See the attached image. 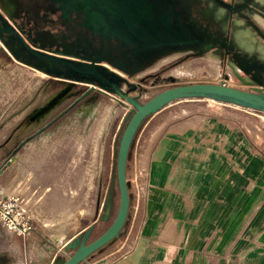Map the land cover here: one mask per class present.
<instances>
[{
    "label": "rangeland",
    "instance_id": "obj_1",
    "mask_svg": "<svg viewBox=\"0 0 264 264\" xmlns=\"http://www.w3.org/2000/svg\"><path fill=\"white\" fill-rule=\"evenodd\" d=\"M198 1L205 3L197 6L201 14L211 7L215 16L220 11L207 0ZM0 2L4 5L3 0ZM0 11L9 17L4 6H0ZM242 12L252 19L260 32L244 19L241 21L237 14L222 18V25L229 29L232 39L235 37L244 54L264 62V0L251 1ZM217 16L220 20L221 17ZM190 52L186 49L170 52L135 75L116 70L130 81L143 83L142 102L176 84L226 83L250 91L260 88L230 57L224 55L218 45L206 44L199 53ZM103 64L108 65L106 62ZM164 68L167 69L162 71ZM142 77H145L144 81H141ZM170 77H175V82ZM66 87L69 91L61 95L51 111L36 121L27 122L35 109L56 99V95ZM88 88L87 83L70 84L67 79L29 65L0 40V162L22 139L46 125ZM117 98L119 96L96 90L24 145L15 161L8 162L0 174V250L11 255L12 264L28 261L53 264L58 256L68 258L73 250H66L65 245L78 230L94 223L91 241L113 221L120 202L117 150L132 107L121 104ZM185 104L193 106L194 110L227 114L228 117L241 115L244 124H257L260 136L264 135L263 111L213 99L183 101L166 111ZM128 170L130 193H133L136 177L133 157ZM145 173L143 170L142 175ZM111 189L114 190L112 200L105 208L104 202ZM16 197H20L17 209L21 215L17 216L18 220L21 225L33 228L29 235L11 232L8 219L3 216L15 203ZM121 235L105 247L113 246ZM24 243L28 245L27 249H24Z\"/></svg>",
    "mask_w": 264,
    "mask_h": 264
},
{
    "label": "crops",
    "instance_id": "obj_2",
    "mask_svg": "<svg viewBox=\"0 0 264 264\" xmlns=\"http://www.w3.org/2000/svg\"><path fill=\"white\" fill-rule=\"evenodd\" d=\"M190 100L143 122L121 238L80 264H264V135L238 114L166 111ZM125 240L134 246L122 254Z\"/></svg>",
    "mask_w": 264,
    "mask_h": 264
},
{
    "label": "water",
    "instance_id": "obj_3",
    "mask_svg": "<svg viewBox=\"0 0 264 264\" xmlns=\"http://www.w3.org/2000/svg\"><path fill=\"white\" fill-rule=\"evenodd\" d=\"M71 1V0H68ZM70 2L65 15L72 10L82 11L86 17V26L94 33L115 38L123 44L133 43L132 52L138 55L151 47L165 46L168 49H186L189 44L199 42L197 27L184 22V16L176 9L174 0H77ZM224 6L231 4L219 0ZM6 6V3L4 4ZM97 6V8H95ZM73 7V8H71ZM9 15V9L5 7ZM0 39L7 33V39L14 36L18 45L28 53L40 59H46L49 66L46 72L70 81L89 84L84 98L92 91L119 96L121 104L131 105V114L126 117V124L119 139L116 159V175L120 194L117 214L109 227L98 237L90 241L95 229L94 223L66 243V250H73L68 258L58 256L53 264H80L95 252L103 249L122 234L126 226L131 206L130 184L127 177L128 162L137 132L148 116L167 105L181 100L213 99L264 112V82L257 81L260 88L256 91L236 88L226 83H186L167 87L145 102L141 101L145 87L142 82L130 81L119 71L127 73L118 65L112 67L103 64L104 60L94 57H75L69 54H57L53 51H39L31 46L0 11ZM6 43H8L6 41ZM9 44V43H8ZM77 58L78 60H74ZM249 73V69L240 67ZM118 69L119 71H117ZM227 77V76H226ZM175 82V77L169 78ZM145 77L141 78L144 81ZM74 106V105H73ZM71 107H69L70 109ZM114 190L109 191L104 202L105 208L112 200Z\"/></svg>",
    "mask_w": 264,
    "mask_h": 264
},
{
    "label": "flooded vegetation",
    "instance_id": "obj_4",
    "mask_svg": "<svg viewBox=\"0 0 264 264\" xmlns=\"http://www.w3.org/2000/svg\"><path fill=\"white\" fill-rule=\"evenodd\" d=\"M174 1L177 3L176 9L180 10L184 16V22L198 28L196 36L199 42L189 44V48H186V50H191L190 53H199L200 49L206 44L218 45L223 50L224 55L230 57L238 67L249 69L250 72L247 74L253 82H264V62L244 54L242 47L237 43L235 37L234 40L232 39L231 32H229L228 28L223 27L221 21L225 16L230 18L237 14L241 21L244 19L254 30L260 32V29L253 23L252 19L242 12L254 0H240L238 2L224 0L226 3L231 4V8L224 6L219 0H207L210 4L212 3L220 9L217 13L221 17L220 20L216 18L217 15L215 16L212 7L211 9H205L204 14L199 13L197 6L201 3L198 0ZM7 2L10 5L8 8L9 17H7L9 23L20 31L21 35L31 46L39 51H53L57 54L64 53L75 57L101 58L108 63V66L118 65L122 70L127 69L126 74L135 75L168 53L185 50L168 49L165 46H159L158 48L151 47L139 55L135 52L133 53L132 50L135 48L133 43L129 45L123 44L122 41L115 38H108L94 33L91 28L86 26L87 20L82 11L76 12L72 10L70 15L66 16L64 8L69 9L70 2L77 3V0H7L6 4H8ZM1 3L0 6L3 8L4 5ZM0 27H4L1 22ZM3 34L4 36L0 40L10 48L14 55L29 65L46 72L49 66L46 59H40L28 53L18 45L14 36H10V39H7L8 34L5 32ZM194 50L197 51L194 52ZM245 52L248 53L247 50ZM73 59L78 60L77 58ZM69 87L64 88L59 93L69 91ZM94 92L88 93L84 98H81V96L85 93L76 97L46 125L22 139L0 162V174H3L8 162L15 161V156L24 145L45 132L46 129L80 105L86 97ZM69 107L71 108L69 109ZM0 264H12L11 255L0 250Z\"/></svg>",
    "mask_w": 264,
    "mask_h": 264
},
{
    "label": "built area",
    "instance_id": "obj_5",
    "mask_svg": "<svg viewBox=\"0 0 264 264\" xmlns=\"http://www.w3.org/2000/svg\"><path fill=\"white\" fill-rule=\"evenodd\" d=\"M137 180H138V178L136 176L134 182L137 183L138 182ZM135 187H136V185H135ZM135 191L137 192V195H138L139 194V188L136 187ZM19 198L20 197L15 198V200H14L15 203L11 204L10 209L6 213H4L3 216L5 219H8V228L11 232H14L18 235H25V234H28L33 228L30 226L26 227L24 225H21L20 221L18 220L17 216L21 215V212H19V210L17 209L19 206ZM14 209H16V212H13ZM121 246L122 247H121V249L119 248V251L121 250L122 254H126L132 249V247L134 246V242L132 244L131 243L128 244V241L125 240ZM25 264H42V263L37 262V261H28Z\"/></svg>",
    "mask_w": 264,
    "mask_h": 264
},
{
    "label": "bare ground",
    "instance_id": "obj_6",
    "mask_svg": "<svg viewBox=\"0 0 264 264\" xmlns=\"http://www.w3.org/2000/svg\"><path fill=\"white\" fill-rule=\"evenodd\" d=\"M59 93L57 94V98L50 101L48 104H46L45 106L39 107L37 109H35L31 115L30 118H28L27 122H32L33 120L40 118L41 116H43L45 113H48L49 111H51V109H53V107L57 104V102L59 101L61 95L63 94ZM36 121V120H35Z\"/></svg>",
    "mask_w": 264,
    "mask_h": 264
}]
</instances>
